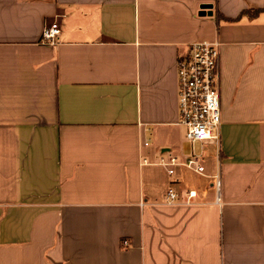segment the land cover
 I'll return each mask as SVG.
<instances>
[{"label":"crops","instance_id":"crops-1","mask_svg":"<svg viewBox=\"0 0 264 264\" xmlns=\"http://www.w3.org/2000/svg\"><path fill=\"white\" fill-rule=\"evenodd\" d=\"M203 40L219 150L178 123ZM0 264H264V0H0Z\"/></svg>","mask_w":264,"mask_h":264},{"label":"built area","instance_id":"built-area-1","mask_svg":"<svg viewBox=\"0 0 264 264\" xmlns=\"http://www.w3.org/2000/svg\"><path fill=\"white\" fill-rule=\"evenodd\" d=\"M60 26L57 20L47 23L40 35V42L53 44L57 41ZM219 42L194 41L188 45L185 53L176 61L177 68V104L178 123L185 129V138L191 143L213 145L220 149V88H219ZM149 139L144 141L148 144ZM159 164L168 167V173L173 172L175 165H184L197 172H203L201 155L192 152L182 160L175 156L168 159L161 157ZM216 178V188L220 182ZM188 197L195 195L189 190ZM166 197L175 201L178 197L173 188H168ZM126 244V240H123Z\"/></svg>","mask_w":264,"mask_h":264},{"label":"trees","instance_id":"trees-1","mask_svg":"<svg viewBox=\"0 0 264 264\" xmlns=\"http://www.w3.org/2000/svg\"><path fill=\"white\" fill-rule=\"evenodd\" d=\"M257 10H259L258 8H256ZM228 21H232V20H230V19H227Z\"/></svg>","mask_w":264,"mask_h":264},{"label":"rangeland","instance_id":"rangeland-1","mask_svg":"<svg viewBox=\"0 0 264 264\" xmlns=\"http://www.w3.org/2000/svg\"><path fill=\"white\" fill-rule=\"evenodd\" d=\"M196 149H198V144H196Z\"/></svg>","mask_w":264,"mask_h":264}]
</instances>
